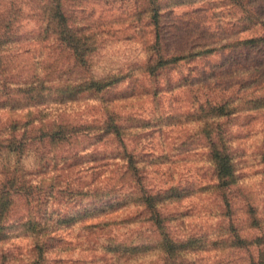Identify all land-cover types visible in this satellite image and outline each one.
Returning <instances> with one entry per match:
<instances>
[{
	"label": "rangeland",
	"instance_id": "rangeland-1",
	"mask_svg": "<svg viewBox=\"0 0 264 264\" xmlns=\"http://www.w3.org/2000/svg\"><path fill=\"white\" fill-rule=\"evenodd\" d=\"M39 1L0 0V264L34 254L26 222L39 208L24 184L46 192L43 213L67 200L57 185L68 176L79 208L99 199L98 218L53 234L47 264H162L147 204L182 264H264V0H67L72 24L100 39L79 47L83 63L43 33ZM91 77L110 87L72 101ZM59 121L87 128L61 147L34 132L20 158L14 137ZM111 125L115 141L101 130ZM225 150L235 174L219 189ZM42 213L38 227L53 217ZM110 238L153 246L126 261Z\"/></svg>",
	"mask_w": 264,
	"mask_h": 264
},
{
	"label": "trees",
	"instance_id": "trees-1",
	"mask_svg": "<svg viewBox=\"0 0 264 264\" xmlns=\"http://www.w3.org/2000/svg\"><path fill=\"white\" fill-rule=\"evenodd\" d=\"M67 0H40L38 3L40 5L41 10H43V17L45 18L44 21H47L48 28L43 30V33L48 36V39H52L54 45L59 44L61 47L67 49L69 51V54L71 56V59L74 58L75 60L78 57V60L83 63V56H78V50L80 46H85L89 42H94L97 44L100 40L97 38H92L93 33L97 32V30H94L92 32L91 27L81 25V26H75L72 24V21L74 20V17L69 13V10L67 9L66 5ZM99 35V34H98ZM80 85L79 88L76 90L72 89L70 93V99L74 101L79 94L82 93H89L91 91H94L96 93H100L110 86L106 83V80H97L95 78H88L79 81ZM2 80L0 79V86L2 85ZM71 90V89H70ZM67 90V91H70ZM41 98V95L38 97V99ZM75 98V99H74ZM37 99V100H38ZM85 126H74L70 123H66L64 121H59L56 123H53L48 126H43L39 129H31L28 130L26 133L27 138L24 139V137L21 140H16V137H14L15 142V150L18 151V155L20 158H23L24 153L29 148L30 145H32L33 141V134L39 133L42 135V139L47 141L48 143H56L58 147L64 146L69 144L73 139H79L84 135ZM103 131V137H112L114 141L116 139L121 138L122 136V126L120 125H111L107 127H103L101 129ZM226 153V150L224 151ZM224 152H214V156L216 159V169L218 171V182L220 179V182L218 184V188L223 189L222 187L229 186L230 182L235 174V164L233 162V159L230 154H225ZM68 160V158H67ZM68 162V161H66ZM64 164H67V163ZM129 167L124 175V178H128L131 182V184L136 181V177L131 172L133 171L132 166L135 164V161L133 160L132 156H129V160L127 161ZM32 176V175H29ZM60 190L58 193V198L61 199H67L66 201H61L58 207L49 205V209L44 211L40 210L43 206V204H46V192H40L37 195H34L31 190H33L32 184L25 183L24 184V190L27 192L26 199L29 202L37 205L34 206L35 208H39L38 213H33L32 217L26 222L27 227L29 226L31 230H35V227L38 228V231L35 233L34 238V250L33 255L31 257L32 260H30V264H47V260L49 259V253H50V246H48V243L51 242L52 238L51 236L53 234L60 233L63 229V231H67L70 228V224L73 222L74 224L81 223V218L79 221H76V218L81 216V214H84L85 217L89 215L90 219L94 218V213L99 211V209L96 208L97 203H99V199H94L98 195L96 193L94 188H88L89 195L88 199H94L89 203V206L79 208V205L76 204L77 199H72L73 191H79L81 187H77L78 189H75V183L70 179L68 176L65 182L61 181V184L57 185ZM80 186V185H78ZM133 188V187H132ZM67 191H69V194H66ZM107 192L104 191L101 194V198H106ZM109 194H112L113 191L108 192ZM65 194V195H64ZM83 194V193H82ZM85 194V193H84ZM135 194V192L128 197H132ZM67 195V196H66ZM87 197L85 196V199ZM133 198V197H132ZM141 205V204H140ZM147 213L151 214L150 221L152 220V225L156 229L157 234L159 235V239L156 240V246H158L162 253L166 256L160 255L163 259L160 261L162 264H182V260L180 259V255L182 254V251H180L181 246L178 244H175L169 237L168 234L165 233L166 226L159 218L162 217L160 212L156 209V206L152 205H141ZM226 207L228 210L229 202H226ZM230 210V209H229ZM228 210V211H229ZM49 215L52 214V219L50 220V224L48 223V220L46 219L45 222L40 223L39 227L37 226V216L40 217L39 214ZM229 213V212H228ZM85 218V219H86ZM74 226V225H73ZM105 227V226H104ZM95 227H93L94 229ZM42 233V235H41ZM108 248L115 247L116 251L120 253L122 256V259L129 260L126 255H124V252H129L133 254L137 250H145L153 245H141L140 247H134L132 244L126 243L124 241H120L119 239L110 238L108 241ZM134 252H130V251ZM173 250H175L173 252ZM171 256L174 258V256H177L176 261L173 262L169 259ZM39 260V262H37ZM185 263V261H184ZM183 263V264H184Z\"/></svg>",
	"mask_w": 264,
	"mask_h": 264
}]
</instances>
